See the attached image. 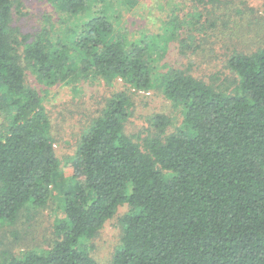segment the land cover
Here are the masks:
<instances>
[{"label": "trees", "instance_id": "1", "mask_svg": "<svg viewBox=\"0 0 264 264\" xmlns=\"http://www.w3.org/2000/svg\"><path fill=\"white\" fill-rule=\"evenodd\" d=\"M76 15L90 0H47ZM216 5L222 0H193ZM11 0H0V224H13L28 206L42 208L59 170L48 119L37 92L25 86L23 60L44 81L71 76L64 47L43 38L18 50L8 32ZM172 34V33H171ZM83 66L150 90L160 74L145 62L153 46H126L104 14L83 24L74 40ZM231 77L208 81L172 69L163 96L179 106L181 126L155 115L143 144L125 132L129 101L113 95L77 159L84 185L63 196L57 240L43 254L3 264H98L80 250L128 205L120 219L121 247L112 264H264V46L227 59ZM229 85L228 87H225Z\"/></svg>", "mask_w": 264, "mask_h": 264}, {"label": "rangeland", "instance_id": "2", "mask_svg": "<svg viewBox=\"0 0 264 264\" xmlns=\"http://www.w3.org/2000/svg\"><path fill=\"white\" fill-rule=\"evenodd\" d=\"M99 13L109 19L114 35L126 46H153L145 62L160 76L154 77L150 90L135 91L119 78L83 66L74 40L81 26ZM8 32L21 43L18 50L38 36L50 46L64 47L72 73L68 80L52 83L21 61L25 86L39 96L60 165L44 207L28 206L15 223L0 224V264L31 251L43 254L57 240L54 224L63 217V196L85 183L76 154L81 138L102 115L108 100L118 93L128 98L125 132L139 144L154 133L151 121L155 115L169 119L167 134L178 130L182 110L163 96L162 78L172 69L207 81L213 76L232 78L227 59L235 52L251 53L264 46V0H222L216 5H198L193 0H90L76 15L47 0H11ZM5 104L0 92V105ZM127 211L128 205H121L93 238L81 242L80 250L98 264H112L121 247L119 221Z\"/></svg>", "mask_w": 264, "mask_h": 264}]
</instances>
